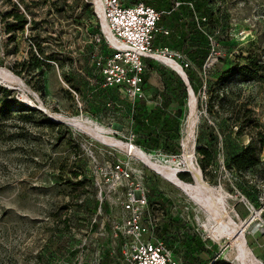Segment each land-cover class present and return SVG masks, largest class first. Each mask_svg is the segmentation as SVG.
Returning <instances> with one entry per match:
<instances>
[{"label":"rangeland","instance_id":"374dc122","mask_svg":"<svg viewBox=\"0 0 264 264\" xmlns=\"http://www.w3.org/2000/svg\"><path fill=\"white\" fill-rule=\"evenodd\" d=\"M15 7L29 22L9 32L13 20L8 13ZM96 11L95 0H0V67L20 80L15 85L0 76V85L9 89L7 94L0 91V102L15 97L25 105L12 110L0 106V264H126L115 228L128 215L121 204L128 185L123 181L113 190L105 177L121 160L131 165L135 178L145 181L151 198L165 204L169 226L162 234L184 264H237L227 257L234 240L225 233L220 241L214 240L207 213L182 189L126 149L52 120L53 113L91 116L122 142L133 139L148 154L184 165L185 82L163 62L154 64L164 82L150 85L153 97L148 100L161 101L163 114L169 116L149 125L148 100H127L101 85L95 55L102 33ZM203 11L201 29L190 19L185 22V10L180 22L187 36L173 42L175 35L158 34L155 44L165 40L183 64L206 57L207 61L209 35L217 40L218 60L201 69L194 61L184 67L195 76L200 116L194 146L188 150L200 168L203 156L197 147L212 149L214 160L200 168L204 179L223 190L233 219L247 222L244 240L264 262V229L257 225L264 227V212L259 214L264 208V160L244 171L229 164L230 157L251 139L264 156V72L250 81L237 75L219 78L234 62H247L249 53L264 65V0H206ZM29 59L35 67L21 64ZM200 74L207 81L204 90H200ZM32 85L42 87V92ZM173 117L179 119L177 127L169 126ZM76 180L86 184H74ZM239 191L254 204V213ZM157 210L154 207L155 215ZM252 217L257 223L251 224Z\"/></svg>","mask_w":264,"mask_h":264},{"label":"built area","instance_id":"2783aa9c","mask_svg":"<svg viewBox=\"0 0 264 264\" xmlns=\"http://www.w3.org/2000/svg\"><path fill=\"white\" fill-rule=\"evenodd\" d=\"M180 3L177 1L176 6ZM102 4L103 17L96 11L102 37L98 38L100 49L95 55V62L103 76V86H115L121 97L131 101L144 98L146 60H156V52L170 57L175 55L168 45L155 44L158 34L168 35L171 31L170 27L162 23L163 14H170L171 9L159 10L144 1L127 4L124 0H102ZM199 18L197 15L196 20ZM202 19L205 20V17ZM209 36L211 51L206 67L218 60L217 40ZM211 58L213 60L209 63ZM191 65L190 60L182 64L183 67ZM205 88L206 82L202 85V89ZM261 160H264L263 154ZM105 177L113 190H117L123 181L128 185L126 197L121 201L128 215L115 228L119 251L126 264H184L174 248L159 234L168 215L165 204L150 200V189L145 181L133 176L131 165L126 161H115ZM97 183L101 185L100 181ZM103 193L104 189L101 188L102 199ZM239 194L247 209L254 213V204L240 191ZM154 207L158 208V215L154 214ZM263 212L264 208L259 213L260 217ZM256 219L252 217L251 224ZM257 225L264 229L262 223Z\"/></svg>","mask_w":264,"mask_h":264},{"label":"bare ground","instance_id":"6f19581e","mask_svg":"<svg viewBox=\"0 0 264 264\" xmlns=\"http://www.w3.org/2000/svg\"><path fill=\"white\" fill-rule=\"evenodd\" d=\"M97 11L103 17L102 0H95ZM104 28L106 29L104 24ZM107 30V29H106ZM109 34V33H108ZM111 37V35L109 34ZM156 54V60L163 62L165 65L174 69L182 78L180 73L186 72L182 64L173 56ZM213 59L209 60V63ZM0 76L4 79H9L11 83L20 85V80L7 68L0 67ZM183 79V78H182ZM184 80V79H183ZM185 82V80H184ZM10 83V84H11ZM23 83V82H22ZM191 92L187 98V114L184 120L185 127V151L184 165L179 163L161 160L148 154L142 147L134 142L126 143L115 137L111 129L99 122L98 120L86 115L67 116L63 114L53 113L54 118L61 119L80 128L88 134L95 137L104 144H115L120 148L126 149L128 153L136 156L145 165L156 171L163 178L167 179L180 189H182L192 200L195 201L206 213L208 221L212 226L211 236L214 240L220 241V235L225 233L234 240L235 247L229 251L227 257L234 260L237 264H264V262L256 255L254 250L249 247L244 240V229L247 222L243 220L236 221L228 212V204L224 201L225 194L221 188L209 185L203 176L202 170L196 165L193 158L192 150H188L189 145L194 146V138L196 137L198 123L200 120L198 112V97L196 92L190 86ZM34 104V102H33ZM44 108V105L41 104ZM45 110V109H44ZM51 114V113H50ZM193 140V141H192ZM182 170H188L193 175V181L188 182L179 178L178 173ZM221 243V242H220Z\"/></svg>","mask_w":264,"mask_h":264},{"label":"trees","instance_id":"16d2710c","mask_svg":"<svg viewBox=\"0 0 264 264\" xmlns=\"http://www.w3.org/2000/svg\"><path fill=\"white\" fill-rule=\"evenodd\" d=\"M177 1L181 2L178 6H176V2ZM144 2L149 4V5H152V6L156 7L159 10L171 9V13L170 14H163V16H162V23L167 25L168 27H170L171 31H170V33L168 35L164 34V33L162 35H165L166 37L175 35L173 37V42H177L178 41L177 38L180 39L182 37V35L187 36L185 33H183V31H186V27L184 28L183 24L180 22L181 19L184 16V11L185 10H186L185 16H187V19H185L186 23L190 19L191 21H193V23H195V27H196L197 30L201 29V27L203 26L202 24H205V21L202 18L206 16L205 12L203 11V8L206 6V0H145ZM162 6H164V7L161 8ZM8 14H9L8 17H11L12 20H13V21H9V23H8L7 30L9 32H12V31L15 32L17 30H21L29 22V19L26 16V14L24 12L20 11L19 9H17L16 7L12 11H10ZM197 15L200 17L198 21L196 20V16ZM186 23H185V26H186ZM159 43L167 45L165 40H159L158 44ZM36 45L40 46L39 44H36ZM210 51H211V45H210ZM49 56H52V55H49ZM206 56H207V54H206ZM206 58H204L205 60L204 59H199L198 61H196V59L195 60L191 59L192 61L191 60L190 61L191 62L194 61L193 63L198 66V67L197 66L196 67L201 69L205 65ZM245 59L247 61L245 63H241L240 61L234 62L230 66V68H228V69L224 70L223 72H221L219 78L228 77L230 79L232 76L237 75L239 80L250 81V80L255 79L256 77H258L259 74H262L264 72V68L262 67L264 65H262L257 59H255L253 56H251L250 53L245 57ZM146 62H147V67H146V71H145V75H144L145 97L137 99L134 102H142V101L148 100L151 97H153L152 93L150 92V89H151L150 85H153V84L150 83L149 76L147 77V74H149L151 72H154V71H157L156 68H153L154 64H156L157 61L156 60H152V59H147ZM21 64L28 65L30 68L36 66V65H32L31 59H29L27 61H24ZM172 70H174V69H172ZM14 71L18 75L21 76V71L20 70H16L15 69ZM186 73H187V76L189 78V82H191L192 85H193V82L195 80V78H194L195 76L192 73H189L188 70H186ZM101 76H102V74H101ZM199 77L201 78V83H202L201 86H200V90H202V85L204 83L202 81L203 80L202 74H200ZM101 81H102L101 85L103 86V76H102ZM162 82H164L163 81V76H162ZM206 84H207V81H206ZM192 85H190V86L192 88H194V90L196 91L195 86L194 85L192 86ZM32 87L36 91L42 92V87H37L35 85H32ZM104 87H109V88L113 89L114 92L118 96H120V94L117 92V88L115 86H104ZM0 91H3L4 93L7 94L9 92V89L7 87H4V86L0 85ZM188 96H187V98H188ZM121 98H124V97H121ZM125 99H127V98H125ZM148 101H149L148 102L149 113L147 114L146 120H148V124L149 125L150 124H155V123H157L159 121L162 122L165 119V115L169 116V114H167V113L163 114L161 101L159 103H156V100L155 101L154 100H148ZM150 102H155L156 103V105L154 103L155 107H153L154 105L150 106ZM0 106L2 108H6L7 110H12V108L15 107V106L19 108V107H24L25 105L22 102H20L17 98L13 97L11 99L2 100L0 102ZM151 107H153V108L150 109ZM23 109L24 108H22V110ZM236 118H237V120H240L241 116L238 115V113H236ZM141 121L142 120L139 119V122H141ZM58 124H61V122H59ZM178 124H179V119L176 118V117H173L171 119V121H170V125L169 126L177 127ZM135 144L139 145L140 147H142L145 150V148L141 144H138L137 142H135ZM261 144L264 146V139H262ZM197 152L203 156L201 163H199V166H200V168L202 170H204L214 160V153H213L212 149H210L206 145H199L197 147ZM260 161H261V154L259 155V152L257 151V148L255 147L254 142L251 139L250 142L248 144L244 145V147L239 152L233 154L230 157L229 164L232 167H234L236 170L244 171V170H247V169L259 164ZM63 169H65V167H63ZM72 173L77 178L78 172L77 171H73ZM178 176H179V178H181L184 181L191 182L190 180H192L191 175L189 173L184 172V171L183 172H179ZM74 184L84 185L86 183H85V181L76 180L74 182ZM149 197H150L151 201L155 200V198H151L152 197L151 195ZM167 223H169V222H167ZM165 224L166 223L163 224V227L159 231L160 236L163 237L164 239H165V236L162 234V230L164 229V231H165L168 228V226H169V224H166V225ZM188 264H197V263L196 262H190Z\"/></svg>","mask_w":264,"mask_h":264},{"label":"crops","instance_id":"0c3cea01","mask_svg":"<svg viewBox=\"0 0 264 264\" xmlns=\"http://www.w3.org/2000/svg\"><path fill=\"white\" fill-rule=\"evenodd\" d=\"M148 76H149V80L152 81L154 86H159L163 83L162 82V75L158 71L151 72V73H149ZM159 102L160 101H156V103H159ZM156 103H155V105H156ZM155 105L153 107H155ZM153 107H151L150 109H152Z\"/></svg>","mask_w":264,"mask_h":264},{"label":"water","instance_id":"95a60500","mask_svg":"<svg viewBox=\"0 0 264 264\" xmlns=\"http://www.w3.org/2000/svg\"><path fill=\"white\" fill-rule=\"evenodd\" d=\"M180 75L182 76V78L185 80V84L187 85V90H188V95H190V92H191V89H190V82H189V78L187 76V73L184 72V73H180ZM52 120L55 121V122H66L64 120H61V119H56L54 117H52ZM188 171V170H187ZM190 172V171H189ZM192 175V174H191ZM192 178H193V175H192Z\"/></svg>","mask_w":264,"mask_h":264}]
</instances>
